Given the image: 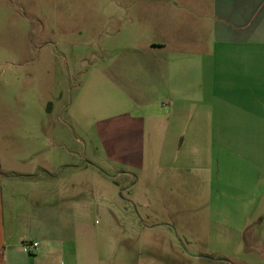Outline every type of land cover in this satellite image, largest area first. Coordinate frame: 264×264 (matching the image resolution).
<instances>
[{
	"label": "rangeland",
	"instance_id": "obj_1",
	"mask_svg": "<svg viewBox=\"0 0 264 264\" xmlns=\"http://www.w3.org/2000/svg\"><path fill=\"white\" fill-rule=\"evenodd\" d=\"M157 5L0 0V185L11 182L5 226L30 214L33 202L45 211L54 201L90 263L264 264V221L247 220L254 216L247 205L216 203L210 171L179 174L164 157L159 164L129 155L142 139L116 140L142 126L123 115L142 114L114 83L115 59L122 50L144 52L156 38L141 10ZM83 194L84 214L68 204Z\"/></svg>",
	"mask_w": 264,
	"mask_h": 264
},
{
	"label": "crops",
	"instance_id": "obj_2",
	"mask_svg": "<svg viewBox=\"0 0 264 264\" xmlns=\"http://www.w3.org/2000/svg\"><path fill=\"white\" fill-rule=\"evenodd\" d=\"M157 2L141 10L156 38L144 43V52L122 50L115 59V85L144 115H123L142 126L116 140L142 139L129 155L158 157L159 164L164 157L179 174L210 171L216 203L247 205L254 215L247 220L264 221V0ZM204 142H211L209 150ZM10 187L9 180L0 185V264H99L77 248L67 212L53 207L54 201L45 211L33 202L30 214H14L6 228L4 189ZM84 194L68 203L82 214L89 209ZM19 221L25 232H18ZM26 242L39 246L28 254Z\"/></svg>",
	"mask_w": 264,
	"mask_h": 264
},
{
	"label": "built area",
	"instance_id": "obj_3",
	"mask_svg": "<svg viewBox=\"0 0 264 264\" xmlns=\"http://www.w3.org/2000/svg\"><path fill=\"white\" fill-rule=\"evenodd\" d=\"M39 244L37 242H26L24 243V250L28 253L31 254L32 251L37 250Z\"/></svg>",
	"mask_w": 264,
	"mask_h": 264
}]
</instances>
